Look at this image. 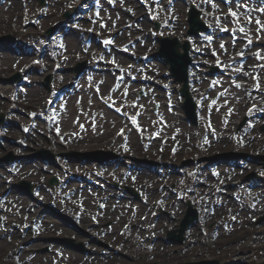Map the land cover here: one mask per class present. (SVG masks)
Instances as JSON below:
<instances>
[{"label":"rangeland","instance_id":"obj_1","mask_svg":"<svg viewBox=\"0 0 264 264\" xmlns=\"http://www.w3.org/2000/svg\"><path fill=\"white\" fill-rule=\"evenodd\" d=\"M178 8L180 9V12L182 13L183 17L185 16V10H183V7L178 4L177 5ZM54 12V11H53ZM46 24H48V21L46 22ZM7 23H6V18L4 19V23L1 24L0 23V31H5L7 29ZM2 34L0 33V36ZM13 61L6 63L4 65L5 66H9V71H2L0 73V77L4 78L6 76H9L12 73L16 72V67H14L13 65ZM19 69V68H18ZM1 86L3 88H6L7 86L1 84ZM0 99H2L0 97ZM254 100H249L247 102H245L244 104H242L240 106V111L239 114H243V111L245 109V107L252 103ZM223 104H230V100L225 99L223 101ZM0 109L1 110H6V106L0 105ZM181 113V112H180ZM183 115V111L181 113V116ZM181 116L179 118H181ZM106 121H111V119H107ZM183 127H185V125H183ZM14 128H11V131ZM186 130H188L187 127H185ZM223 132H225L226 127H222ZM114 129L113 131L107 133L105 136L103 137H99L97 138L98 141L101 142V144L106 143L107 141L111 140L114 138V133H115ZM95 139H92L88 142L94 141ZM213 139H211L210 142H212ZM224 139L220 140L219 144H212V143H207L208 144V148L207 150L204 152V155H200V151H192L190 152L188 149L190 147H192L194 140L190 141L187 145L182 147V151H180L179 153L176 154V159L175 162H171L172 166L176 167L178 165V162H180L183 158H185L186 156H189V158L191 159L193 156L197 157L201 156V157H210L211 159H219L217 158L220 155H216V154H220L224 151H231L233 150V147L228 145L227 143L224 142ZM225 143V146H224ZM111 147H106L107 149H111L114 150L113 148L118 147L117 144H111ZM134 146L137 147V144L134 143ZM250 148H245L246 150H248L247 152L251 154L252 157H257V156H261L264 155V140H254V142L249 144ZM10 145H7L4 148H9ZM15 147V146H13ZM12 147V148H13ZM45 147H48L47 145H45ZM186 151V152H185ZM134 154L136 155L135 157H142V153L139 152L137 149L134 152ZM163 156L165 157V160H168V155L167 154H163ZM150 158H154L153 155H150ZM206 166V165H204ZM202 168V167H201ZM221 169V168H220ZM191 171H193L192 173H190ZM131 172H134L131 170ZM210 175H212V170L209 172L207 170V173H199L196 171L195 169H190L185 171V174L180 176V183L178 184V189L181 191H192V193L194 194L192 196V199L198 204V200L195 197V193L196 191H204V189L206 187H208V185H210L213 181L212 179L209 177ZM157 184L155 185L156 188ZM206 186V187H205ZM207 192V191H206ZM157 195H159L157 193ZM210 199L211 202L207 203V202H202L201 204H199V206L201 207L202 210V214L203 216L205 214L210 215L212 218L216 217L217 215V209H220V203L226 199H223L222 196L219 195H215L212 193V191H209V194L207 195ZM105 197L106 195L103 193H100V195L98 197H96L97 199L102 198L104 201V204H106V214L104 215V218L102 219V221H111L110 219H114V214L113 212L109 209V205H107V203L105 202ZM215 197V198H214ZM99 204H101V200H99V202L96 204V206H98ZM219 205V206H217ZM96 206H95V214L96 217L98 218V216H102L103 215V211H97L96 210ZM121 210H117L115 212V214L117 215V218L115 220H121L124 221L125 218H122V216H119V214L121 213ZM50 218V217H49ZM49 222H53V219H48ZM140 220V217H139ZM250 219H248L249 222ZM57 222V221H56ZM90 222V221H89ZM88 222V223H89ZM198 225L200 226V224L198 223ZM122 225L121 223L119 224V228H117V232L118 229H120ZM59 228H61V226H59ZM251 230L247 231V232H241L243 234L237 236L236 238H234V234H230L228 236H223L219 239V241L216 240H209L207 238H205L203 235H199L196 238H193L191 236H189V241L187 246L184 248H176L173 249L172 251H163V249H159L160 253L157 255V257H155V259H151V257H148L145 255H142L141 251L138 249L135 250H129V254H124L122 251H120V253L115 255V249L113 250V257H110L109 260L113 262V264H123V261H127L130 264H189V262H198L201 260H206V261H213V260H218L221 261L222 263H227L230 262V264H244L241 261L245 262V260H249L250 257H255L258 254V257H260L261 255L264 254V223H261L255 226H250ZM116 232V235H118V233ZM70 234H66L63 237H70ZM240 234V233H238ZM191 235V234H190ZM236 236V235H235ZM55 237V235H49V236H45L42 238H52ZM29 239H27L25 242H27ZM143 239H141L138 242H142ZM191 241V242H190ZM244 242V243H241ZM78 244V243H77ZM239 244H241L239 246ZM17 245V243H16ZM15 245V248H13V250H17V246ZM120 243H112V247H116L119 246ZM12 245H10V239H6L5 241V245H4V249L10 248ZM48 246V243L44 242V241H39L33 244L32 249L36 250V252L45 249ZM239 246V247H238ZM100 250V249H99ZM257 250V251H256ZM259 251V252H258ZM263 252V253H260ZM1 253V252H0ZM251 253V255L249 257L248 254ZM51 255L53 254V251L50 252ZM77 258L82 257L81 254L77 253ZM76 254L73 255V257H76ZM8 255V254H7ZM123 255V256H122ZM3 256V253H2ZM115 256V257H114ZM26 261L30 260V257H26ZM46 258L47 257H39L37 259H34L32 262H29V264H46ZM227 258V259H226ZM90 261V260H89ZM10 262H14L16 264H25V257L20 259V260H16L14 259V257L10 256L6 259V258H1L0 257V264H8ZM86 263V262H85ZM47 264H54L53 262H49ZM71 264H75V263H71ZM93 264V263H92ZM99 264H106V262H101Z\"/></svg>","mask_w":264,"mask_h":264},{"label":"bare ground","instance_id":"obj_2","mask_svg":"<svg viewBox=\"0 0 264 264\" xmlns=\"http://www.w3.org/2000/svg\"><path fill=\"white\" fill-rule=\"evenodd\" d=\"M192 17V16H191ZM203 26V25H202ZM172 43H175V39H172V40H170ZM176 47V54L182 59V62H181V64L179 65V67H181V69H183V67H184V65H183V62L187 59V55H182V53H181V50H182V46L180 45V44H178V47L177 46H175ZM193 235V237L195 236L194 234H192ZM180 237L182 238V235H180ZM157 252V251H156ZM153 254V253H152ZM154 255V254H153ZM104 262H106V264H110L109 262H107V261H104ZM123 264H130V263H128V262H124Z\"/></svg>","mask_w":264,"mask_h":264}]
</instances>
